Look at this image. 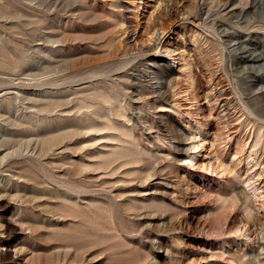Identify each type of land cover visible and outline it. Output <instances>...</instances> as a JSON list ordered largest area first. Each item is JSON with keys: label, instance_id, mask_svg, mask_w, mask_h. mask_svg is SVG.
<instances>
[{"label": "rangeland", "instance_id": "obj_1", "mask_svg": "<svg viewBox=\"0 0 264 264\" xmlns=\"http://www.w3.org/2000/svg\"><path fill=\"white\" fill-rule=\"evenodd\" d=\"M263 119L264 0H0L3 264H264Z\"/></svg>", "mask_w": 264, "mask_h": 264}, {"label": "bare ground", "instance_id": "obj_2", "mask_svg": "<svg viewBox=\"0 0 264 264\" xmlns=\"http://www.w3.org/2000/svg\"><path fill=\"white\" fill-rule=\"evenodd\" d=\"M194 14V13H193ZM204 14V13H203ZM195 15V14H194ZM205 15V14H204ZM201 17V16H200ZM226 17V16H225ZM199 19V18H198ZM202 20V19H201ZM243 20V19H242ZM201 23V22H200ZM207 27V26H206ZM209 28V26H208ZM129 30V29H128ZM127 30V31H128ZM130 32V30H129ZM125 36V35H124ZM128 37V36H127ZM131 38V37H130ZM238 38V37H237ZM126 40V39H125ZM128 40V39H127ZM126 40V41H127ZM229 40V39H228ZM232 40V39H231ZM237 41V40H236ZM141 50V49H140ZM143 50V49H142ZM144 51V50H143ZM142 51V52H143ZM145 53V52H144ZM143 53V54H144ZM127 54V53H126ZM139 54V53H138ZM141 54V53H140ZM139 54V55H140ZM262 55V54H261ZM131 56V55H130ZM135 56V55H133ZM154 72V71H153ZM154 74V73H153ZM153 79V78H152ZM156 79V78H155ZM162 84V83H161ZM157 85V84H156ZM154 86V85H153ZM161 87V86H160ZM165 87V86H164ZM150 88V87H149ZM159 88V87H157ZM161 89V88H160ZM155 90V89H153ZM162 91L164 89H161ZM160 92V90H159ZM156 93V92H155ZM152 94V93H151ZM156 95V94H155ZM154 96V95H153ZM247 103V102H246ZM246 106V104H244ZM250 108V107H249ZM251 109V108H250ZM255 114V113H254ZM258 116V115H257ZM264 120V119H263ZM155 126V125H154ZM157 126V125H156ZM159 127V126H158ZM154 128V127H153ZM1 134V133H0ZM1 138V137H0ZM150 142V141H149ZM2 147V145H0V148ZM24 149L22 148H19L22 149L20 150L19 152H16L14 150H11V151H6L5 149L4 150H0V173H2V168L5 166V163L7 162V160H12L14 158H17V157H21V158H26V157H30V158H33V159H36L38 160L39 162H43L44 160V157L45 155H49L50 152L48 150H46L44 147L42 148H38V147H30V146H27V147H23ZM47 152V153H46ZM13 176H15V174H13ZM5 177L2 175H0V193L1 192H4V187H5V184H4V181H5ZM75 194L72 195L70 192H64L62 191L61 193V198H62V201L65 205H72L76 208H81L83 206H89L90 208L92 207L93 203L94 202V198H95V191L90 188L89 190H85L84 192L87 193V194H82L84 192H82L81 190H75L74 191ZM9 202V201H8ZM7 206V202H2L0 204V209H4L6 208ZM18 209V208H17ZM19 210V209H18ZM17 211V210H16ZM22 218V217H21ZM18 221V220H17ZM16 221V222H17ZM22 221V220H21ZM15 222V223H16ZM11 223V226L10 225H6L5 227H3L4 229V233H7L8 237H10V239H13V238H16L17 237V234L15 233L16 231V228H14L15 224H13L12 222ZM18 223V222H17ZM20 224V223H19ZM3 225V224H2ZM13 225V226H12ZM1 226V225H0ZM2 227V226H1ZM10 239H0V247L1 246H4L6 248V250H0V264H3V262L5 261H13V263H16V261H14L12 258V255L9 251V247H10Z\"/></svg>", "mask_w": 264, "mask_h": 264}]
</instances>
